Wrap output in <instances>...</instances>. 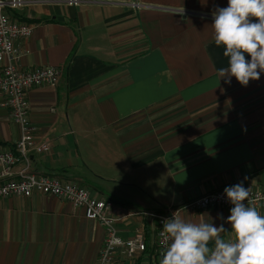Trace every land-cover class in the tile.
Here are the masks:
<instances>
[{
	"label": "crops",
	"instance_id": "1",
	"mask_svg": "<svg viewBox=\"0 0 264 264\" xmlns=\"http://www.w3.org/2000/svg\"><path fill=\"white\" fill-rule=\"evenodd\" d=\"M20 1L7 14L31 24L30 37L14 43L21 69L58 73L54 85L25 94L33 138L48 145L29 155L27 170L128 204L112 203L116 218L131 215L116 229L127 238L140 229L147 250L117 252L111 264L162 259L148 247L149 215L135 213L159 214L238 182L264 192V73L247 86L217 76L228 58L211 13L228 0ZM3 101L0 150L8 151L19 129ZM81 214L56 198L0 197V264H94L102 231ZM179 214L219 227L230 211Z\"/></svg>",
	"mask_w": 264,
	"mask_h": 264
},
{
	"label": "built area",
	"instance_id": "2",
	"mask_svg": "<svg viewBox=\"0 0 264 264\" xmlns=\"http://www.w3.org/2000/svg\"><path fill=\"white\" fill-rule=\"evenodd\" d=\"M67 6H76L73 1H66ZM22 5L20 0H0V96L3 98L4 106L8 110L10 123L19 129V135L12 149L8 151L0 150V197H17L20 199L31 196H44L56 198L66 202L71 209L81 210L82 217L87 222H96L102 231V241L98 246L94 264H111L112 255L119 252L130 258L135 253L144 254L146 252L145 237L140 229L135 228L129 238L121 234L116 225L125 216L119 218L114 216L115 207L109 199L99 198L87 192L83 186L71 183L70 181L59 182L56 177L43 176V174H32L27 170L29 155L44 153L48 145L34 140V129L27 121V101L25 94L36 87H46L54 85L58 75L51 67H41L32 70L21 69L20 51L14 47L17 40H26L31 35V24L9 17L7 11L14 12ZM132 9L137 6L131 5ZM20 165L18 171L11 168ZM224 191L201 195V197L190 199L185 205L172 209H165L159 214L135 213L139 217L149 215L151 225L149 226L148 247L156 258H162L160 253L165 248V242L160 236L162 221L171 219L172 214L183 210H194L200 212L204 209L219 208L229 212L232 204L223 194ZM250 206L259 208L264 215V192H250L247 202ZM226 240L229 235L224 237Z\"/></svg>",
	"mask_w": 264,
	"mask_h": 264
},
{
	"label": "clouds",
	"instance_id": "3",
	"mask_svg": "<svg viewBox=\"0 0 264 264\" xmlns=\"http://www.w3.org/2000/svg\"><path fill=\"white\" fill-rule=\"evenodd\" d=\"M211 16L214 42L228 58V66L217 72L219 79L230 84L235 77L243 86L258 81L264 73V0H228L227 7H216ZM223 194L232 207L226 221L219 214V227L212 221H187L179 211L162 221L165 248L159 264H264V215L245 203L250 188L238 182ZM226 232L227 240L222 236Z\"/></svg>",
	"mask_w": 264,
	"mask_h": 264
},
{
	"label": "trees",
	"instance_id": "4",
	"mask_svg": "<svg viewBox=\"0 0 264 264\" xmlns=\"http://www.w3.org/2000/svg\"><path fill=\"white\" fill-rule=\"evenodd\" d=\"M68 63V62H67ZM109 201H111L112 203H122V204H125V202H121V201H115V200H112V199H109ZM128 204H125V206H127ZM146 247V246H145ZM146 250H147V247H146Z\"/></svg>",
	"mask_w": 264,
	"mask_h": 264
}]
</instances>
